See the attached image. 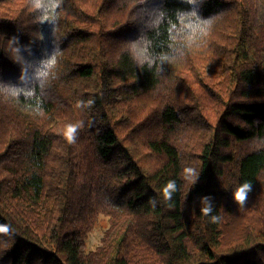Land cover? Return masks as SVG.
Here are the masks:
<instances>
[{"label":"trees","instance_id":"1","mask_svg":"<svg viewBox=\"0 0 264 264\" xmlns=\"http://www.w3.org/2000/svg\"><path fill=\"white\" fill-rule=\"evenodd\" d=\"M0 264H264V0H0Z\"/></svg>","mask_w":264,"mask_h":264},{"label":"clouds","instance_id":"2","mask_svg":"<svg viewBox=\"0 0 264 264\" xmlns=\"http://www.w3.org/2000/svg\"><path fill=\"white\" fill-rule=\"evenodd\" d=\"M94 103L93 101H88V104L91 105ZM80 127V125H68L66 128V131L64 133L66 140L68 143H74L76 138V132L77 129ZM186 171L191 172V169H187ZM252 190V184L250 182H245L241 184L240 187H238L235 192L233 193V199L236 204L243 206L247 203V198L249 192ZM175 191V182H169L167 186L164 189V198L165 200H170L172 196V192ZM203 215L210 217L211 223H217L219 220V217L215 215H211L213 212V209L211 206L204 207L201 209Z\"/></svg>","mask_w":264,"mask_h":264},{"label":"rangeland","instance_id":"3","mask_svg":"<svg viewBox=\"0 0 264 264\" xmlns=\"http://www.w3.org/2000/svg\"><path fill=\"white\" fill-rule=\"evenodd\" d=\"M108 229V218L100 216L96 228L89 234L87 239L89 250H95L99 245H101L102 239Z\"/></svg>","mask_w":264,"mask_h":264}]
</instances>
